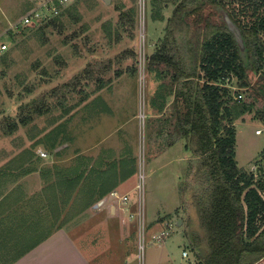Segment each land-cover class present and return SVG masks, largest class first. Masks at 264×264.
<instances>
[{
	"label": "rangeland",
	"instance_id": "rangeland-1",
	"mask_svg": "<svg viewBox=\"0 0 264 264\" xmlns=\"http://www.w3.org/2000/svg\"><path fill=\"white\" fill-rule=\"evenodd\" d=\"M230 1L238 12L240 5L236 0ZM54 3L59 13L46 12ZM159 4L153 7L151 0H110L108 4L104 0H69L63 5L56 0H0V58L8 53L5 63L0 64V171L9 169L5 172L7 175L16 164L21 163L26 169L31 162L51 168L67 167L80 157L85 158L83 161L87 162L88 168L98 164L105 167L126 154L125 159L132 157L135 160V174L121 186L119 193L129 191L136 198L139 168L144 174L145 230L139 237L138 226L136 228L139 259L135 264H159L161 256L164 257L162 264H199L196 253L188 244L184 229L186 217L177 194L191 152L183 140L166 148V143L155 135L156 130L166 125L165 116L156 107L162 80L149 72L145 63L162 42L167 20L175 8L172 2L162 0ZM128 8H134L137 15L133 37L119 21L121 11ZM159 10L161 20L155 19ZM29 11L40 15L41 21L34 24L38 26L22 24ZM201 12L212 15L214 23L224 21L222 11L217 7L209 6ZM53 19L58 20L56 25L39 29ZM237 44L245 59L242 41ZM2 45L6 46L3 52ZM129 49L137 53L135 61L128 56ZM122 53H126V57ZM89 69L91 73H88ZM73 78L77 84L79 81L77 90L62 100V107L58 106L59 97H53L51 91ZM169 79L164 82L168 83ZM258 79L257 76L250 77L247 90L240 89L236 82L230 86L232 90H240L243 100L247 93L251 94L250 86H259ZM100 85L103 88H99ZM39 98L50 105L49 110L30 124L18 125L16 131L5 134L7 130L3 129L1 121L5 118L19 120L20 108L32 105ZM234 98L238 99L236 95ZM260 106L259 100L257 108ZM164 110L166 116L172 113V102L166 103ZM234 125L237 166L245 172H253L258 179L264 166V125L253 117V113L244 115ZM165 127L170 130L172 126ZM19 181L28 182L29 188H35L37 192L40 190L35 185L41 183L38 177ZM73 195L65 207L61 199L57 200L55 210L59 212V219L56 223L51 215L53 207H48L46 199H40L38 195L31 196V203L30 197L23 201L21 205L26 208L28 217L25 224L34 226L40 221L39 226L44 228L34 237L50 235L56 226H65L90 206L85 207L81 202L85 195L78 192ZM117 203L121 209L126 206ZM178 208L179 212L174 214ZM15 210L12 209L17 212L14 219L21 218V206ZM189 214V232L200 237L195 211L191 209ZM167 215L171 217L167 218ZM7 221L10 223L12 219ZM165 230L168 231L166 237ZM20 234L23 243L32 235L26 229ZM156 236L162 241H156ZM16 241L18 246L14 247L10 241L6 253L0 249V264H14L12 261L19 257L23 243L19 237ZM183 251L188 252L187 258L182 257ZM256 264H264V257Z\"/></svg>",
	"mask_w": 264,
	"mask_h": 264
},
{
	"label": "trees",
	"instance_id": "trees-1",
	"mask_svg": "<svg viewBox=\"0 0 264 264\" xmlns=\"http://www.w3.org/2000/svg\"><path fill=\"white\" fill-rule=\"evenodd\" d=\"M161 1L151 0V5L157 7ZM163 1L172 2L175 8L167 20L162 42L147 57L145 68L162 80L156 107L165 116L164 123L172 126L168 130L162 125L155 132L156 138H161L166 148L183 140L192 155L182 173L183 182L177 187L186 217L184 229L188 244L196 253L199 264H256L264 257V166L258 179L253 172L238 168L234 122L253 113V117L264 125V0H236L240 5L238 12L230 0ZM209 6L222 11L224 21L214 23L212 15L202 14L201 11ZM31 13L29 11L25 16ZM136 16L134 8L120 13V24L132 33V37ZM155 17L162 19L160 10ZM227 19L241 34L245 59ZM56 22L58 20L53 19L39 29L56 25ZM34 24L23 25L38 26ZM12 34L9 32V36ZM127 54L132 60L137 59L135 51L129 49ZM7 55L1 56L0 64L5 63ZM91 72L89 69L88 73ZM256 76L259 86H250L251 94H248L250 77ZM168 77L169 82H164ZM233 82L240 89H246L245 99L241 100L240 90L229 87ZM78 84L73 78L68 84L51 91L53 97H59L58 106H63L62 100L75 92ZM235 95H241L240 100L235 99ZM40 100L22 106L19 120L5 118L1 121L3 129L7 130L4 133L11 134L18 125L26 126L46 113L50 105ZM259 100L262 106L257 108ZM168 102H172L173 110L166 116L164 107ZM125 156L105 167L98 164L88 168L83 157L67 167H47L42 173L48 177L43 192L48 207H53L51 215L55 223L59 219V212L55 210L57 200L61 199L65 207L72 200L73 193L80 191L81 196L85 195L81 202L88 207L134 175L135 160L132 157L125 159ZM6 170L9 169L0 171V177ZM33 171L36 168L28 166L19 174ZM11 196L9 193L0 200V207L8 206L6 200ZM191 209L198 220L200 237L189 232ZM178 212L179 208L174 214ZM13 214L10 212L0 220V249L8 248L10 241L16 245L19 229L25 227L14 219ZM11 219L8 223L7 220ZM31 247L33 245L28 249Z\"/></svg>",
	"mask_w": 264,
	"mask_h": 264
},
{
	"label": "crops",
	"instance_id": "crops-1",
	"mask_svg": "<svg viewBox=\"0 0 264 264\" xmlns=\"http://www.w3.org/2000/svg\"><path fill=\"white\" fill-rule=\"evenodd\" d=\"M29 166L35 167L36 171L24 176L20 175L19 172L24 168L20 163L16 164L13 171L0 177V200H3L9 193H12V196L6 200L8 206L0 207V220L7 217L10 212L14 213L13 215L15 217V213L17 212L12 211L13 207L21 206V218H16L17 222L24 225L26 230L33 235V238L32 235H30V237L27 238L28 240L20 246V248L22 247L23 253L21 252L19 257H17L15 261H12L14 264L136 263L137 259H139L137 253V223L135 219H130L129 217L131 213L135 214L136 212V198L135 196H131L129 191L121 192L120 194H127L130 198L129 203L121 209V205L117 203V200L110 196L112 191L120 192L119 190L121 186H123L127 180L120 183L101 200L93 203L87 209L78 213L77 217L72 219L70 223L62 227L56 226L57 229H53V232L50 235L45 233L42 237H34L38 230L44 231V228L39 226L40 221L34 226H32V224H25V219L27 220L28 217L25 214L26 208L21 204L29 197V202H33L31 196L36 197L39 195L40 199L47 200L43 191L48 184V177L44 176L42 173L50 166H37L32 162ZM30 176L32 178L34 176L36 179L38 177L40 180V184H35L36 186H39L38 188L40 190H38V192L35 188H29L28 182L20 183L19 181ZM5 188L7 189L5 190ZM78 193H80V191ZM94 197L96 199L97 195L95 194ZM9 206L11 207L9 208ZM15 208L13 210H15ZM30 208L31 207L28 209ZM178 224L177 226H179ZM167 226L170 228V225ZM23 228L24 227H22V230ZM19 230L18 237H22L20 234L22 230ZM166 232H164L166 234L165 237L168 236V231ZM165 237H163V240ZM160 241H162V239ZM32 245L33 247L28 249V247ZM17 246L18 243L14 245V247ZM7 250H9V247L2 249L1 252L6 253ZM162 263H164L163 256H161L159 264Z\"/></svg>",
	"mask_w": 264,
	"mask_h": 264
},
{
	"label": "built area",
	"instance_id": "built-area-1",
	"mask_svg": "<svg viewBox=\"0 0 264 264\" xmlns=\"http://www.w3.org/2000/svg\"><path fill=\"white\" fill-rule=\"evenodd\" d=\"M58 1L59 4L63 5V4H66L69 2V0H56ZM55 2V0H54ZM56 3H54L53 5L54 6H51L49 8H47L46 12H52L53 14H58L59 13V10L57 8V6L55 5ZM41 20H40V15H38V13H31L27 16H25L23 18V22L22 24H31V23H39ZM6 48L5 45H2L1 46V51L4 50ZM229 86V85H228ZM231 87V86H229ZM238 99L241 98V95H238L237 96ZM260 131H257V134H259ZM42 155H45L42 154ZM138 187H136L137 189V196H136V205H137V211L134 213H131L129 215L130 219H135L136 222H137V226H138V229H139V237L140 235L142 236L143 233H144V230H145V222H144V215H143V201H142V194H143V185H144V174L141 170V168H139V174H138ZM110 196L113 197L114 199H116L119 203L123 204V205H127L130 201V198H129V195L127 194H120L119 192L117 191H112L110 193ZM165 234V233H164ZM156 241H159V236H156L154 237ZM143 246L142 244L139 243V249L142 250ZM182 256L183 258H187L188 257V252L187 251H183L182 252Z\"/></svg>",
	"mask_w": 264,
	"mask_h": 264
},
{
	"label": "water",
	"instance_id": "water-1",
	"mask_svg": "<svg viewBox=\"0 0 264 264\" xmlns=\"http://www.w3.org/2000/svg\"><path fill=\"white\" fill-rule=\"evenodd\" d=\"M104 2L108 4L110 0H104ZM226 21L230 31L234 34L236 41L240 43L242 40L239 30L230 22V20L227 19Z\"/></svg>",
	"mask_w": 264,
	"mask_h": 264
}]
</instances>
